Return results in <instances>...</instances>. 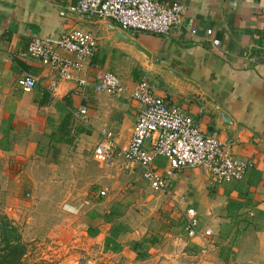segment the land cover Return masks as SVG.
Returning <instances> with one entry per match:
<instances>
[{
	"label": "crops",
	"instance_id": "crops-1",
	"mask_svg": "<svg viewBox=\"0 0 264 264\" xmlns=\"http://www.w3.org/2000/svg\"><path fill=\"white\" fill-rule=\"evenodd\" d=\"M157 1L183 5V24L168 35L128 33L153 53L157 64L197 83L234 119V129L217 130L206 104L191 92L173 89L147 74L128 52L100 41L85 69L75 72L73 80L62 81L52 96L50 70L27 54L31 41H57L72 31L99 38L95 26L103 20L77 14L79 0H0V194L19 178L24 186L67 190L32 194L37 220L49 201L60 205L52 209L56 215L51 223L44 222L51 225L46 238L54 252L68 254L69 248H75L72 233L77 227L71 223L86 208L91 228L83 248L98 245L103 258H120L129 264H264V0ZM108 73L124 85L122 98L96 91ZM25 75L37 79L31 94L18 86ZM83 78L88 84L78 92V80ZM143 79L149 81L154 95L191 117L204 135L227 142L231 155L250 165L241 182L218 185L201 169L171 172L167 161L156 158L153 169L168 185L165 192H158L144 179L143 167L125 169L120 152L129 147L142 108L131 94ZM82 107L87 110L83 118ZM103 132L112 134L118 151L110 166L95 156L105 142ZM94 185L101 186L96 197L101 200L95 205L88 200L93 198L89 186ZM77 186L89 187L86 198L79 199ZM80 201L84 205L77 207ZM114 210L120 214L114 222L129 231L119 238L124 245L121 254L103 255L113 225L104 216ZM191 216L198 221L201 237L185 232ZM206 231L212 233L210 237L204 236ZM137 243L142 245L138 252L146 256L143 261L132 250Z\"/></svg>",
	"mask_w": 264,
	"mask_h": 264
},
{
	"label": "built area",
	"instance_id": "built-area-1",
	"mask_svg": "<svg viewBox=\"0 0 264 264\" xmlns=\"http://www.w3.org/2000/svg\"><path fill=\"white\" fill-rule=\"evenodd\" d=\"M75 12L80 15H97L101 20L112 22L126 32L168 35L171 30L183 24L186 8L177 3L165 6L157 0H79ZM189 25H193V20H189ZM208 34L212 35V31H208ZM98 44V37L94 33L72 31L57 41L35 38L29 44L27 54L50 70L52 80L49 92L56 96L62 81L73 80V74L81 72L90 63ZM87 84L86 79H79L78 92ZM18 86L23 93L31 94L37 86V79L25 75L18 80ZM96 91L117 99L126 94L121 80L112 73L103 76ZM131 96L142 108L130 145L121 150L120 155L126 170L134 165L145 169L144 179L154 191L165 192L168 187L167 179L153 169L156 158L165 159L171 172L205 170L218 185L238 183L245 178L250 165L235 159L227 142L204 135L191 117L169 107L164 98L154 95L147 79L135 85ZM86 114L87 110L82 107L80 117ZM103 136L105 142L96 149L95 156L99 163L110 166L118 151L112 143V134L103 132ZM101 194L105 195L104 192ZM184 229L192 238L203 235L193 216L188 217ZM211 234L206 231L204 236L210 237Z\"/></svg>",
	"mask_w": 264,
	"mask_h": 264
},
{
	"label": "rangeland",
	"instance_id": "rangeland-1",
	"mask_svg": "<svg viewBox=\"0 0 264 264\" xmlns=\"http://www.w3.org/2000/svg\"><path fill=\"white\" fill-rule=\"evenodd\" d=\"M159 160L164 163L166 161L163 158H160ZM20 172L21 171H18L17 174ZM15 176L17 175L15 174ZM89 187L93 198L90 196L88 200H90L93 205L98 204L101 199H97L96 197L97 192L101 190L99 189L101 186L94 185ZM89 187L77 186L75 188L76 192L79 193V199L82 200L86 198L85 190ZM4 189L3 193L0 194V222L6 219L12 226L17 228L21 235L22 242L25 243L27 247L26 256H24V262L26 264H65L64 260L66 258H70V260L72 259L73 262L71 264H129L127 262L128 260H122L121 262L120 258H103L98 245L92 246L90 250L83 248V245H86L88 239V228H91V226H89L90 221H88V216H86L90 210L88 211L86 208L81 210L76 221L73 224L71 223L72 226L77 227L76 234L72 233V243L75 244L73 245L75 248H69L70 252L68 254H64L59 250H55L56 252H54L49 249L46 230L51 228V225H49V223H51L49 221H52L51 216L56 215L53 214L54 211L52 209H55L54 207H60V205L49 201L44 214H42L41 220H37V206L32 202V194L34 193L36 196H39L42 193L55 195V193H58V190L59 194H64L67 190L62 188L58 189L57 187L24 186L23 178L15 180L13 184L5 185ZM28 193L30 194V197L27 196ZM26 204L28 205L26 206ZM75 204L77 207L81 206L80 204L84 205L81 201L76 202ZM56 213H59V210H57ZM46 219L49 223L47 222V226H44ZM28 221H30L29 224ZM139 226L140 224L136 223L134 228H138ZM44 239L45 241H43Z\"/></svg>",
	"mask_w": 264,
	"mask_h": 264
},
{
	"label": "water",
	"instance_id": "water-1",
	"mask_svg": "<svg viewBox=\"0 0 264 264\" xmlns=\"http://www.w3.org/2000/svg\"><path fill=\"white\" fill-rule=\"evenodd\" d=\"M97 19L98 16L96 15L92 20ZM95 27L99 32L98 40L101 43L113 45L120 51L128 52L140 63L142 69L147 74L163 79L165 83L175 90L181 91L184 87L185 91L191 92L194 98L204 102L209 109L208 114L214 117L215 128L217 130L227 131L234 129V119L210 95L206 94L193 80L186 78L168 66L157 64L153 53L136 37L109 21H99Z\"/></svg>",
	"mask_w": 264,
	"mask_h": 264
},
{
	"label": "trees",
	"instance_id": "trees-1",
	"mask_svg": "<svg viewBox=\"0 0 264 264\" xmlns=\"http://www.w3.org/2000/svg\"><path fill=\"white\" fill-rule=\"evenodd\" d=\"M119 215L118 211L114 210L104 216V221L113 225L105 238L103 255H119L124 251V245L119 241V238L129 229L122 223L114 222ZM90 236H93V233H90ZM141 247L142 245L137 243L132 247V250L137 253V259L143 261L146 257L145 254L141 255L138 252ZM26 252L27 247L22 242L17 228L12 226L8 220H2L0 222V264H26L24 262Z\"/></svg>",
	"mask_w": 264,
	"mask_h": 264
}]
</instances>
